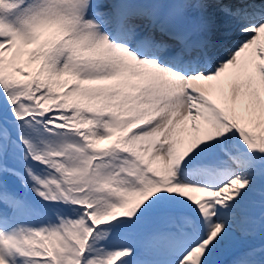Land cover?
Here are the masks:
<instances>
[{"label":"snow or ice","instance_id":"obj_1","mask_svg":"<svg viewBox=\"0 0 264 264\" xmlns=\"http://www.w3.org/2000/svg\"><path fill=\"white\" fill-rule=\"evenodd\" d=\"M0 264H264V0H0Z\"/></svg>","mask_w":264,"mask_h":264}]
</instances>
